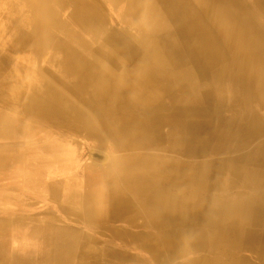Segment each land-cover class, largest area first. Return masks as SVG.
<instances>
[{
	"label": "bare ground",
	"instance_id": "1",
	"mask_svg": "<svg viewBox=\"0 0 264 264\" xmlns=\"http://www.w3.org/2000/svg\"><path fill=\"white\" fill-rule=\"evenodd\" d=\"M2 36L0 264H264V0H0Z\"/></svg>",
	"mask_w": 264,
	"mask_h": 264
},
{
	"label": "rangeland",
	"instance_id": "2",
	"mask_svg": "<svg viewBox=\"0 0 264 264\" xmlns=\"http://www.w3.org/2000/svg\"><path fill=\"white\" fill-rule=\"evenodd\" d=\"M4 7V6H2ZM5 39V40H4ZM2 41V42H1ZM8 43V37L6 36H2L1 40H0V54L5 57V58H9L11 61L13 60L14 62H18V63H24L26 65H29V61L28 60H31V54L29 55L28 53H25L23 55H20V53L18 54H11L8 52V46H7ZM7 50V51H6ZM11 55V56H10ZM9 56V57H8ZM19 56V57H18ZM16 59V60H15ZM14 76L16 77H21L23 79H26V75H22V74H16V72L14 73ZM6 149H9L11 148V146L9 147H4ZM89 160V156L87 155L85 158H84V161L85 160ZM86 160V161H87ZM83 161V162H84ZM7 184H9V182H6ZM14 185L8 187V190H7V193L5 195H10V197H21L22 200L25 201V203H23L21 206H24V207H21L23 210L27 211V207L29 206L31 209L33 208V210H35V216H39V212L40 210L36 209L34 207L35 204H37L38 202V199H37V196L35 197V195H31L27 192H24L22 190V188H18L15 186L16 184V180L13 181ZM11 184V183H10ZM14 186V187H13ZM0 208L2 209H6L4 210L5 212H9V213H13L15 211L18 210V206L13 202V201H10V200H7V201H3V198L0 197ZM30 211V210H29ZM4 213H2L0 215V217L3 215Z\"/></svg>",
	"mask_w": 264,
	"mask_h": 264
}]
</instances>
